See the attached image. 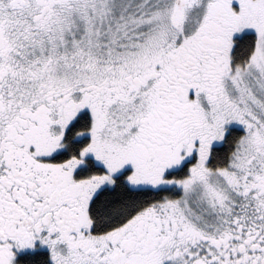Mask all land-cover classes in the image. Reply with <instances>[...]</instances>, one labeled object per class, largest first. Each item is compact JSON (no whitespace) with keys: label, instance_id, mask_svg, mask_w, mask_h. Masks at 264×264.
<instances>
[{"label":"snow or ice","instance_id":"obj_1","mask_svg":"<svg viewBox=\"0 0 264 264\" xmlns=\"http://www.w3.org/2000/svg\"><path fill=\"white\" fill-rule=\"evenodd\" d=\"M0 264H264V0H0Z\"/></svg>","mask_w":264,"mask_h":264}]
</instances>
